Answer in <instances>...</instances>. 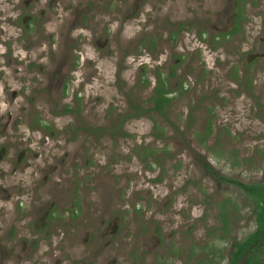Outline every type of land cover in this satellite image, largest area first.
Listing matches in <instances>:
<instances>
[{
	"label": "flooded vegetation",
	"instance_id": "flooded-vegetation-1",
	"mask_svg": "<svg viewBox=\"0 0 264 264\" xmlns=\"http://www.w3.org/2000/svg\"><path fill=\"white\" fill-rule=\"evenodd\" d=\"M127 1L8 0L7 7H0V37L6 32L9 35L6 41L0 38V46L4 47V50L0 48L4 58H0V73L7 71L21 80L29 79L31 87L24 86V91L32 93L21 103L20 111L0 116V264H124L119 261L129 250L128 244L123 239L119 244L114 242L116 238L117 241L121 238L123 219L119 210L117 216L112 215L111 201L103 196V193L109 191V164L95 156L96 149L97 152L109 149L111 140L126 136L129 132L126 122L142 117L143 109L151 110L148 113L164 120H171L173 111L178 107L177 103L187 98L185 95L189 87L177 70L184 65L186 55L178 52V56H175L171 48L159 50L160 43L151 36L148 45L155 50L154 60L157 62L148 107L143 106L142 97L126 96L124 73L127 69L121 65L116 72L119 73L120 83H114L117 89H121L123 103L128 105L130 112L122 116L117 125L110 127V108L103 113L94 112V104L97 102L92 99L84 103L76 93L69 103L66 95L71 83L78 82L83 86L86 81L97 83L104 80V70L98 66L101 58L114 56L117 51L120 52L117 55L125 60L129 52L135 57L142 54L141 42L132 45V50H127L123 31L128 22L142 17L143 5L147 0H130L129 5ZM229 1L231 6L228 10H208L209 13L205 14L204 21L207 23L225 24L224 29L215 28L216 36L213 38L206 40L204 33L199 36L201 42H207L212 50L229 44L228 40L239 34L231 33L244 25L240 11L241 14L244 12L245 0ZM220 2L222 4V0ZM214 6L217 7V2ZM175 37V32H170L168 38H172V47L175 46ZM261 43H264V37ZM166 52L169 56L159 63L161 55ZM70 56L74 58L71 75L63 79V70ZM263 59L264 53H257L253 58H248V63ZM140 70L141 74L145 71L144 68ZM160 77L164 80L163 84ZM246 81L249 85V77H246ZM7 83L6 89L9 92V80ZM160 92L163 97H160ZM16 94L13 92L11 102ZM37 97L50 101L51 106L47 107V112H41L42 107L35 104L34 99ZM217 98L218 93L214 97L200 98L193 109L188 103L187 114L181 111L178 117L182 116L191 122L196 113L193 111L201 109L205 111L204 116L212 121L216 114L209 108V103ZM160 100L163 106L157 107ZM7 102L10 106L15 104ZM89 109L93 115L86 114ZM58 115H67L82 123L87 115H91L93 128L84 131L83 126L74 125L72 128L56 130L49 121ZM21 121L25 129L20 128ZM210 128L212 131V124L207 122L204 139L200 142L211 135ZM68 130L73 131L74 138L77 135L81 138L75 146L71 145L74 138L70 141L62 140L64 132ZM80 131L86 133L84 137L83 133L79 134ZM170 131L175 135L178 128L174 126ZM182 131L178 133L186 134L190 130L185 128ZM206 169L210 172L212 167L207 165ZM105 178L108 182L101 187V180ZM147 196L158 204L159 198L155 194L148 192ZM168 201L172 207L173 199L169 198ZM153 203L147 199L141 206L134 205L131 212L138 215L139 222L142 223L144 218V222H148L155 212ZM172 211L176 216L178 212L174 209ZM159 226L162 227L161 224ZM159 226L155 220L145 234V226L141 227L140 232L143 234L139 235V243L129 254L131 258H136V264H160L155 255L162 247L160 233L165 230L161 231ZM178 228L176 226L174 229ZM222 229L226 234L228 225L223 224ZM253 233L243 241L232 243L230 264H233L238 244L248 240ZM174 236L172 232L169 238ZM259 241L245 251L250 250L246 264L249 256H254L251 255L255 251L253 248L259 251L255 254L258 259L256 264L264 261V249L257 246ZM224 243L228 244L229 241L224 239ZM167 245L166 254L175 244L168 242ZM137 253L138 257L135 256ZM199 262L202 263L201 260Z\"/></svg>",
	"mask_w": 264,
	"mask_h": 264
},
{
	"label": "rangeland",
	"instance_id": "rangeland-1",
	"mask_svg": "<svg viewBox=\"0 0 264 264\" xmlns=\"http://www.w3.org/2000/svg\"><path fill=\"white\" fill-rule=\"evenodd\" d=\"M220 1L147 0L143 5L142 17L128 22L123 31L127 50H132V45L141 42L142 54L135 57L128 51L125 60L117 55L120 53L117 51L114 56L101 58L98 66L104 70L103 81H86L83 86L75 82L68 89L66 97L69 103L77 93L84 103L90 99L98 103L94 104L95 113H103L110 108L111 127L130 112L128 105L123 103L121 89H117L114 83H120L119 73H116L119 65L127 69L124 73L126 96L142 97L146 108L150 105L148 97L154 86V66L157 62L154 60L155 50L148 45L150 37L154 36L160 43L159 50L171 48L175 56H178V52L186 55L184 65L177 70L189 86L185 95L187 98L177 103L172 119L164 120L153 113L142 112V117L126 122V129L129 130L126 136L111 140L109 149H102L101 152L96 149L95 152V156L109 164V191L103 196L111 201V214L117 216L119 210L123 219L121 238L119 241L116 238L114 242L119 244L122 239L125 240L129 250L120 263H137L136 258H131L129 254L139 243V235L145 234L155 220L158 226L162 225L159 226L160 230H165L160 233L163 244L155 255L160 264H230L232 243L245 240L256 230L254 206L228 180L239 184H264V59L248 63V58L264 53V43H261L264 37V0H245L246 7L242 13L244 25H241L239 34L228 40L229 44L212 50L207 42H201L199 34L204 33L203 37L208 40L216 36V27L224 29L225 24L204 21L208 10H228L231 6L230 1L222 0V4ZM215 2L217 7L214 6ZM7 3L8 0H0V7H7ZM170 32H175L174 47L172 38H168ZM8 37L6 32L0 38L6 41ZM0 48L4 50V47ZM1 49L0 58L4 59ZM168 56V52L161 55L159 63ZM67 58L63 79L71 75L74 58ZM94 58L97 59V55ZM140 68L145 70L142 74ZM159 72L162 73V70L159 69ZM246 77H249L251 87ZM23 79L7 71L0 73V116L20 111L21 103L29 95L32 96L29 90L24 91V86L31 87L30 80ZM8 80L11 86L9 92L6 89ZM144 80L149 81L148 85H145ZM13 92L18 94L11 102ZM216 93L218 98L209 103L215 104L213 107L209 105L216 114L212 121L204 116L205 111L201 109L193 111L196 113L191 122L182 116L178 117L181 111L184 115L188 111V103L193 109L200 98L214 97ZM7 101L15 104L10 106ZM34 101L42 107L41 112H47V107L51 106L44 97H37ZM86 114L93 115V111L89 109ZM49 122L56 130L72 128L74 125L83 126L84 131L93 128L91 115H87L83 123L67 115H58ZM207 122L212 124L211 135L200 142L204 139ZM23 123L21 121V129L26 128ZM174 126L181 133L185 128L190 131L173 135L170 130ZM82 133L84 137L86 133L79 132L80 135ZM73 136V131L68 130L64 132L62 140L70 141ZM78 139L81 138L77 135L71 145L75 146ZM207 165L212 167L210 172L206 169ZM107 182L106 178L101 180L100 186L103 187ZM148 192L159 198L158 204L147 196ZM169 198L173 199L172 207ZM147 199H151L155 212L151 220L144 222V218L141 223L138 215L131 211L134 205L141 206ZM173 209L178 212L176 216ZM223 212L228 215L226 234L222 229ZM143 225L146 230L141 233ZM176 226L179 228L174 229ZM172 232L175 236L170 239ZM224 239L229 243H224ZM168 242L175 245L166 254ZM135 256L138 257L139 253Z\"/></svg>",
	"mask_w": 264,
	"mask_h": 264
},
{
	"label": "trees",
	"instance_id": "trees-1",
	"mask_svg": "<svg viewBox=\"0 0 264 264\" xmlns=\"http://www.w3.org/2000/svg\"><path fill=\"white\" fill-rule=\"evenodd\" d=\"M240 19L243 16L240 11ZM240 28L237 30L235 29L231 34H235L236 32H240ZM203 34L200 33L199 36H202ZM160 82L163 84L164 80L160 77ZM145 85L149 83L148 80H144ZM249 86L251 87V83L249 82ZM163 93L160 92V97H163ZM160 102L157 103V107L163 106V103ZM151 110L143 109V113L150 112ZM211 127V125H210ZM211 131V128H210ZM210 133V132H209ZM152 155V154H151ZM145 160V159H144ZM229 183H233L237 188H239L244 196L252 203V205L255 208V215H256V225L257 230L251 235L248 240H246L243 243L238 244V251L235 253L233 257V264H237V262L241 259L244 252L253 246L255 242H257L259 239L257 246H260L264 249V184L262 183H249V184H239L237 182L228 181ZM222 222L224 224H227L228 222V215L226 213L222 214ZM251 252V255H254L252 257L249 256L248 264H256L258 261L257 257H255L256 252H259L258 249L253 248Z\"/></svg>",
	"mask_w": 264,
	"mask_h": 264
},
{
	"label": "water",
	"instance_id": "water-1",
	"mask_svg": "<svg viewBox=\"0 0 264 264\" xmlns=\"http://www.w3.org/2000/svg\"><path fill=\"white\" fill-rule=\"evenodd\" d=\"M249 253H250V250L245 252V254L243 255L242 259L240 260V262L238 264H246L247 257L249 255ZM260 264H264V261H262Z\"/></svg>",
	"mask_w": 264,
	"mask_h": 264
}]
</instances>
